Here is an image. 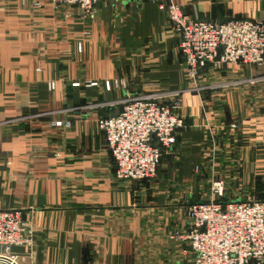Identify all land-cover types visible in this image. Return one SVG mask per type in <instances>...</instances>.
Here are the masks:
<instances>
[{"label":"crops","instance_id":"0c3cea01","mask_svg":"<svg viewBox=\"0 0 264 264\" xmlns=\"http://www.w3.org/2000/svg\"><path fill=\"white\" fill-rule=\"evenodd\" d=\"M179 3L189 17L264 20V0ZM177 42L149 1L107 0L85 14L0 0V210L32 227L31 244L12 247L20 264H190L189 243L171 235L188 229L190 203L208 199L210 171L225 181L223 200H264V64L208 65L187 90ZM116 77L126 87L106 90ZM176 89L185 127L156 176L116 179L98 118L129 95Z\"/></svg>","mask_w":264,"mask_h":264},{"label":"built area","instance_id":"2783aa9c","mask_svg":"<svg viewBox=\"0 0 264 264\" xmlns=\"http://www.w3.org/2000/svg\"><path fill=\"white\" fill-rule=\"evenodd\" d=\"M22 5L27 0H19ZM79 7L83 13L94 12L107 0H51ZM156 4L172 24L177 47L183 57L184 72L191 82L187 90L198 88V78L210 65L230 62L243 65L264 64V20L228 18L222 22L189 17L179 0H137ZM33 5H37L34 2ZM80 49V43H77ZM97 85L96 82H85ZM78 86L79 82L72 83ZM126 87L125 79L104 81V88ZM49 90L55 82H47ZM164 93L132 94L123 100L119 112L98 118L107 148L114 162L116 179L151 180L156 176L162 156L172 151L178 129L185 127L180 114L181 97L165 100ZM58 127L70 121L57 120ZM212 130V128H208ZM210 137L215 138L213 132ZM195 171L199 170L196 165ZM189 221L183 233L172 238L187 241L195 256L190 264H260L264 260V200H223V182L213 180L207 200L190 203L186 208ZM32 227L17 209L0 210V264H20L12 247L30 245Z\"/></svg>","mask_w":264,"mask_h":264},{"label":"rangeland","instance_id":"374dc122","mask_svg":"<svg viewBox=\"0 0 264 264\" xmlns=\"http://www.w3.org/2000/svg\"><path fill=\"white\" fill-rule=\"evenodd\" d=\"M188 82H189V80H188ZM191 86H192L191 82H189L186 88L189 89V87H191ZM164 95H165L164 96L165 100L175 98L176 95H179L181 97V90L176 89V90H173V91L164 92ZM208 177H209V185H208V188H207L205 194L203 195V198L207 194V192H208V190L210 188V185H211L213 180H221L223 182V194H224L225 181H224L223 177L217 171H212V172L210 171Z\"/></svg>","mask_w":264,"mask_h":264},{"label":"water","instance_id":"95a60500","mask_svg":"<svg viewBox=\"0 0 264 264\" xmlns=\"http://www.w3.org/2000/svg\"><path fill=\"white\" fill-rule=\"evenodd\" d=\"M223 20H221L220 22H222ZM235 201H241V200H235ZM195 202H197V201H194V202H192V203H195Z\"/></svg>","mask_w":264,"mask_h":264}]
</instances>
